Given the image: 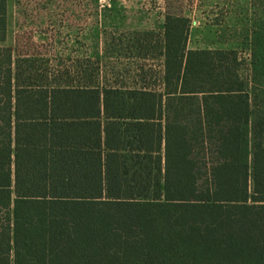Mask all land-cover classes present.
<instances>
[{"label": "trees", "instance_id": "1", "mask_svg": "<svg viewBox=\"0 0 264 264\" xmlns=\"http://www.w3.org/2000/svg\"><path fill=\"white\" fill-rule=\"evenodd\" d=\"M188 32L170 11L134 31L133 57L160 69L130 85L0 47V264H264L250 82Z\"/></svg>", "mask_w": 264, "mask_h": 264}, {"label": "rangeland", "instance_id": "2", "mask_svg": "<svg viewBox=\"0 0 264 264\" xmlns=\"http://www.w3.org/2000/svg\"><path fill=\"white\" fill-rule=\"evenodd\" d=\"M4 40L14 54L34 55L48 72L81 61L98 69L101 84L130 85L142 69H160L158 59H135L134 31L159 32L167 11L189 20L188 49L234 50L252 89V123L264 141V0H3ZM138 80H140L137 77ZM153 82L152 79L145 80Z\"/></svg>", "mask_w": 264, "mask_h": 264}]
</instances>
